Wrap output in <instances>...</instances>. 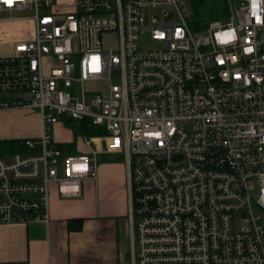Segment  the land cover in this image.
I'll return each instance as SVG.
<instances>
[{
	"label": "built area",
	"instance_id": "2783aa9c",
	"mask_svg": "<svg viewBox=\"0 0 264 264\" xmlns=\"http://www.w3.org/2000/svg\"><path fill=\"white\" fill-rule=\"evenodd\" d=\"M227 4L192 29L188 0H0V109L42 124L0 154V224H49L115 153L129 264H264V0ZM59 122L99 132L71 152Z\"/></svg>",
	"mask_w": 264,
	"mask_h": 264
},
{
	"label": "crops",
	"instance_id": "0c3cea01",
	"mask_svg": "<svg viewBox=\"0 0 264 264\" xmlns=\"http://www.w3.org/2000/svg\"><path fill=\"white\" fill-rule=\"evenodd\" d=\"M2 45L8 46L12 52V43L0 41ZM25 110L0 109V120ZM35 119V125L29 123L19 133L24 134L22 136L12 129L0 127V139L40 135V115L37 114ZM58 124L69 129L67 124ZM59 141L62 144L75 143L74 151L83 150L75 137ZM122 168L111 162L100 164L95 178L83 181V192L76 198L60 197L53 188L50 194L51 220L47 225L0 224V264H128L131 256L127 254V240L130 238L131 241V226L128 181ZM78 217L83 218L82 228L70 229V219Z\"/></svg>",
	"mask_w": 264,
	"mask_h": 264
},
{
	"label": "rangeland",
	"instance_id": "374dc122",
	"mask_svg": "<svg viewBox=\"0 0 264 264\" xmlns=\"http://www.w3.org/2000/svg\"><path fill=\"white\" fill-rule=\"evenodd\" d=\"M188 1L191 5V9H192V14H191L192 17L190 20V27L192 29H198V22H200L201 24L202 23L204 24L206 21L213 19V18H216V17L210 16V15H207V17H205V18H199L195 14L194 5H196V4L194 3V1H191V0H188ZM200 8H201V6H200ZM32 12H33V9L28 8L21 15H24L25 17L26 16L29 17V15L32 14ZM28 17H26V20L24 23H29ZM219 17H221V16H219ZM219 17H217V18H219ZM201 19H202V21H201ZM18 28L19 27H16V29L14 28L10 33H2L1 26H0V40H6V39L10 38L12 33L19 30ZM143 42L146 43L147 40L145 39ZM0 53L1 54H7V53H11V52L9 51L8 46L2 45V46H0ZM28 110L29 111H27V109H26L24 112L21 111V113L17 114L14 117H8L6 119L0 120V127H6L9 129H12L19 136L24 135V134H19V133H21L22 130L27 125H29V123L35 125L36 124L35 116H37V114L40 115V111L37 108H30ZM68 128L69 129L65 130L61 124L55 125L54 130L52 131L53 138L56 139L57 141H59V140L73 139L76 136L77 139H75V140L79 142V146L81 147V149L86 150V146L84 145V141L82 140L83 138H80V137H82V135L76 134L74 131L75 128H72L71 126H69ZM92 145L95 146V144H92ZM96 158H97V160H96V167L97 168L102 163L111 162V163L117 164L119 166L121 165L123 167L122 169L124 170V174L126 173V166L124 164V159L121 155H118L115 153H104V154L99 153V154H97ZM125 177H126V175H125ZM127 241H128L127 254L130 255V253H131L130 238H128ZM129 255H128V257H129Z\"/></svg>",
	"mask_w": 264,
	"mask_h": 264
},
{
	"label": "trees",
	"instance_id": "16d2710c",
	"mask_svg": "<svg viewBox=\"0 0 264 264\" xmlns=\"http://www.w3.org/2000/svg\"><path fill=\"white\" fill-rule=\"evenodd\" d=\"M191 1H194V3L196 4L194 5L195 14L199 18H205L207 17V15L214 16L217 18L225 14L228 10V4L226 0H191ZM204 24L203 23L201 24L200 22H198V27H202L204 26ZM68 124L70 126H73L71 122H68ZM74 131L76 134L86 133L87 135H94V134H98L99 132L98 129L93 128L92 126H88L80 130L74 129ZM19 142L20 140L17 138L0 139V154L15 152L19 148ZM62 145L66 146L72 152L76 150L75 143H64ZM82 223H83V218L78 217L77 219H70L68 223V227L74 230L81 229Z\"/></svg>",
	"mask_w": 264,
	"mask_h": 264
}]
</instances>
